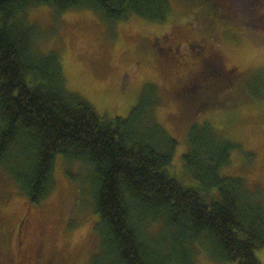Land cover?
Masks as SVG:
<instances>
[{
	"label": "trees",
	"instance_id": "obj_1",
	"mask_svg": "<svg viewBox=\"0 0 264 264\" xmlns=\"http://www.w3.org/2000/svg\"><path fill=\"white\" fill-rule=\"evenodd\" d=\"M41 4L59 14L93 9L114 21L131 15L163 20L169 7L166 0H0L4 174L40 203L56 189L57 156L78 162L82 172L68 166L67 173L86 177L82 191L90 192L100 215V249L88 264H197L208 247L215 261L263 264L256 251L264 246V194L244 176L220 174L239 144L209 123L194 124L184 158L200 185L185 186L169 171L178 141L156 116L164 100L159 88L146 84L128 117H102L68 89L58 52L42 51L27 16ZM152 227L167 229L172 247L165 240L151 245Z\"/></svg>",
	"mask_w": 264,
	"mask_h": 264
},
{
	"label": "rangeland",
	"instance_id": "obj_2",
	"mask_svg": "<svg viewBox=\"0 0 264 264\" xmlns=\"http://www.w3.org/2000/svg\"><path fill=\"white\" fill-rule=\"evenodd\" d=\"M166 1L163 20L131 15L114 21L86 8L59 14L48 4L30 8L27 16L42 51L58 52L68 89L90 101L102 117H128L146 84L159 88L164 100L156 116L178 141L169 171L185 186L200 185L185 165L191 127L209 123L239 144L220 174L244 176L264 194V0ZM160 37L181 40V51L190 55L196 51L191 45L201 44L233 70L227 74L215 63L197 89L175 92L169 79L180 74L177 53L162 52ZM190 62L193 69L204 68L200 59ZM69 164L64 155L57 156L56 189L40 203L30 202L0 169V264H88L99 251L100 215L90 192L82 191L86 177L67 173L68 166L81 173L78 162ZM23 217L27 221L19 237L16 227ZM150 232L151 245L165 240L166 248L172 247L167 229ZM205 249L197 264H236L215 261L212 248ZM256 255L264 264V246Z\"/></svg>",
	"mask_w": 264,
	"mask_h": 264
},
{
	"label": "flooded vegetation",
	"instance_id": "obj_3",
	"mask_svg": "<svg viewBox=\"0 0 264 264\" xmlns=\"http://www.w3.org/2000/svg\"><path fill=\"white\" fill-rule=\"evenodd\" d=\"M157 44H160L159 47L162 52L163 50H166L174 52L175 54L177 53L176 58L178 57L177 61L179 62V66H177L179 67L178 69L180 74L176 75L172 80L169 79V81H171L170 85L175 92L185 90V88H190L192 90L197 89L200 86V82L203 80L201 77L207 73L206 70L208 71L207 75H209V73H213L211 66L215 63L220 65V67L224 69L227 74H231L230 72L233 70L232 68L226 66L222 57L218 53L210 51L207 47L201 46V44L198 46L196 44L191 45V48L196 49L195 53L191 55L187 52L181 51V40L172 39L171 41H163V37H160ZM195 58L200 59L203 62V69H193L190 61ZM26 221L27 218L23 217L20 219L16 227V232L19 237L23 236ZM2 235H5V233H2ZM19 244L22 247L24 241L19 239ZM20 258L23 262V253H21Z\"/></svg>",
	"mask_w": 264,
	"mask_h": 264
}]
</instances>
